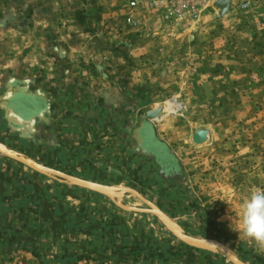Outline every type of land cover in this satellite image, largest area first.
I'll return each mask as SVG.
<instances>
[{"label": "rangeland", "instance_id": "374dc122", "mask_svg": "<svg viewBox=\"0 0 264 264\" xmlns=\"http://www.w3.org/2000/svg\"><path fill=\"white\" fill-rule=\"evenodd\" d=\"M106 1L117 8H109V22L85 25L88 35L80 25L79 39L70 45L88 53L71 60L76 100L57 102V83H10L0 70V143L34 160L5 139L1 113L19 121L17 115L33 112L45 117L41 122L56 115L52 134L63 147L72 145L74 162L51 169L135 190L187 235L216 240L245 264H264V253L230 227L250 190L264 189V0H230L223 16L215 0L198 23L140 11L138 27L126 22L125 0ZM7 3L0 0L1 17L10 12ZM4 42L0 36L1 68L9 60ZM151 112L159 115L147 119ZM200 131L209 135L196 145L193 136ZM0 171L8 179L37 177L60 191L61 211L104 228L99 251L82 246L76 252L85 258L81 264H230L222 255L183 245L153 216L123 212L103 197L55 183L2 156ZM123 203L143 207L131 195ZM67 241L55 237L50 244Z\"/></svg>", "mask_w": 264, "mask_h": 264}, {"label": "crops", "instance_id": "0c3cea01", "mask_svg": "<svg viewBox=\"0 0 264 264\" xmlns=\"http://www.w3.org/2000/svg\"><path fill=\"white\" fill-rule=\"evenodd\" d=\"M43 2L10 0L7 3L10 12L0 16V36L4 38V46H9V51L5 53L9 55V60L0 70L7 72L6 76L12 80L10 83H57L54 95L57 102L76 100L71 60L74 54L80 56L85 51L88 54L82 46L78 49L70 47L74 40L79 39L76 31L81 25L85 31L81 34L88 35L91 29L85 25L94 21L109 22V8L113 11L117 8L106 0ZM15 9H19V13ZM60 24L63 27L58 30ZM49 25L54 29H48ZM102 83L114 81L105 80ZM26 115H17L19 121H15L9 112L1 113L3 127L7 130L5 139L11 141L16 150L20 146L23 154L39 164L56 169L69 167L74 162L72 145L63 147L58 136L54 132L52 134L51 122L56 125L57 116L51 122H41V119L45 120L42 115L33 112ZM28 118H34V123L23 124ZM8 127H13L12 131ZM30 127H34L32 131L22 130ZM44 156L48 157V162L38 160ZM4 166L1 165V168ZM9 175L0 171V264H75L78 260L81 264L85 258L81 257V252H76L82 246L86 251L102 247L104 243L100 237L105 235L104 228L95 226L93 222L81 224L82 219L78 215L61 211L56 201L60 191L44 185L37 177L23 174L20 179H8ZM55 237L68 240V244H50ZM66 250L73 254L65 253ZM51 252H54L53 256H46Z\"/></svg>", "mask_w": 264, "mask_h": 264}, {"label": "water", "instance_id": "95a60500", "mask_svg": "<svg viewBox=\"0 0 264 264\" xmlns=\"http://www.w3.org/2000/svg\"><path fill=\"white\" fill-rule=\"evenodd\" d=\"M217 7L221 11V16L228 13L230 8V0H218ZM159 115V112H151L146 115L147 119H154ZM208 132L200 131L193 136V142L196 145H201L207 141ZM0 156L11 160L19 165L24 166L33 173L47 178L55 183L77 188L92 194L98 195L110 201L116 208L126 213H134L141 215H150L159 221V223L180 243L183 245L203 252L213 253L224 256L230 264H245L231 249L224 244L211 239H201L189 236L183 231L181 227L173 224L171 219L158 207L150 203L137 191L128 189L121 192V196H116L112 186H106L90 181H86L74 176L64 174L62 172L53 170L44 165H41L34 160L10 150L5 145L0 143ZM126 195H133L137 197L146 207V210L133 209L124 205L123 198Z\"/></svg>", "mask_w": 264, "mask_h": 264}, {"label": "built area", "instance_id": "2783aa9c", "mask_svg": "<svg viewBox=\"0 0 264 264\" xmlns=\"http://www.w3.org/2000/svg\"><path fill=\"white\" fill-rule=\"evenodd\" d=\"M214 3L215 0H125L126 22L131 27H138L137 13L147 11L156 13L165 20L198 23ZM248 6L249 2H246L241 8Z\"/></svg>", "mask_w": 264, "mask_h": 264}, {"label": "clouds", "instance_id": "9594fccd", "mask_svg": "<svg viewBox=\"0 0 264 264\" xmlns=\"http://www.w3.org/2000/svg\"><path fill=\"white\" fill-rule=\"evenodd\" d=\"M230 227L264 253V189L254 187L240 203L238 220Z\"/></svg>", "mask_w": 264, "mask_h": 264}, {"label": "bare ground", "instance_id": "6f19581e", "mask_svg": "<svg viewBox=\"0 0 264 264\" xmlns=\"http://www.w3.org/2000/svg\"><path fill=\"white\" fill-rule=\"evenodd\" d=\"M166 112L167 113H171V112H173V106L171 105V104H169L168 105V107L166 108ZM163 116H161L159 119H161ZM112 188H114L115 190H113L114 192H115V195L117 196H121V192H124L125 190H128V189H126V188H115V187H112ZM131 196H133V195H131ZM133 197H135V196H133ZM142 205H143V207H133V206H128V205H125V206H127V207H129V208H133V209H142V210H146L147 209V207L137 198V197H135ZM151 203V202H150ZM157 207V206H156Z\"/></svg>", "mask_w": 264, "mask_h": 264}]
</instances>
